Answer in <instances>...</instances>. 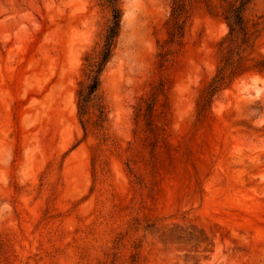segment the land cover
Here are the masks:
<instances>
[{
    "label": "rangeland",
    "instance_id": "374dc122",
    "mask_svg": "<svg viewBox=\"0 0 264 264\" xmlns=\"http://www.w3.org/2000/svg\"><path fill=\"white\" fill-rule=\"evenodd\" d=\"M118 6L82 122L107 1L0 0V264H264V0L238 72L218 0Z\"/></svg>",
    "mask_w": 264,
    "mask_h": 264
},
{
    "label": "trees",
    "instance_id": "16d2710c",
    "mask_svg": "<svg viewBox=\"0 0 264 264\" xmlns=\"http://www.w3.org/2000/svg\"><path fill=\"white\" fill-rule=\"evenodd\" d=\"M111 7V19L106 28L101 49L96 54H88L85 57V65L83 68L85 79L80 81L77 89V105L78 113L81 121L87 113V110L94 99V95L100 85V77L112 55L113 46L120 30V21L122 11L118 6V0H106ZM248 0H218L220 7V16L225 21L228 27L227 34L222 38L220 43H228L229 47L224 55V63L231 64V71L238 72L244 69L246 65V58L241 54V49L234 46L237 43L238 37L246 38L247 23L244 17V9ZM175 3V2H174ZM175 7V6H174ZM216 14V13H213ZM237 45V44H236ZM222 46V45H221ZM231 54H236V59L230 57ZM260 68H264V58L258 60ZM225 67H219L216 74L213 76L211 82L205 88V96L212 95L218 87L222 84V76ZM230 71V72H231ZM200 110V108H199Z\"/></svg>",
    "mask_w": 264,
    "mask_h": 264
}]
</instances>
